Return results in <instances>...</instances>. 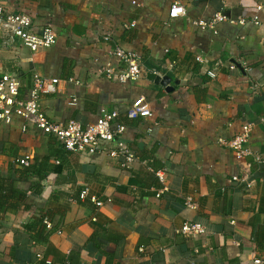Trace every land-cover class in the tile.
<instances>
[{"label":"crops","instance_id":"obj_1","mask_svg":"<svg viewBox=\"0 0 264 264\" xmlns=\"http://www.w3.org/2000/svg\"><path fill=\"white\" fill-rule=\"evenodd\" d=\"M1 2L28 15L38 33L52 26L57 43L32 53L19 40H2L0 76L17 77L23 99L35 74L57 79V92L41 98L55 122L87 125L103 109L118 112L114 128L127 127L122 143L139 162L66 152L33 120H0V174L22 204L3 214L0 264H36L38 254L41 264H264V162L251 165L224 144L251 124L250 148L264 159V0ZM177 3L187 15L172 19ZM217 13L245 25L222 23L215 34L193 24ZM116 46L140 55V80L100 75L107 63L119 66ZM149 73L171 84L157 85ZM139 99L150 119L128 117ZM25 156L30 167L50 158L44 177L23 171ZM158 171L166 172V186ZM40 212L51 215L52 228L37 244L25 227ZM187 221L205 225L207 234L182 235Z\"/></svg>","mask_w":264,"mask_h":264},{"label":"built area","instance_id":"obj_2","mask_svg":"<svg viewBox=\"0 0 264 264\" xmlns=\"http://www.w3.org/2000/svg\"><path fill=\"white\" fill-rule=\"evenodd\" d=\"M262 9V7H258ZM187 11L180 4H175L170 10V17L176 19L185 17ZM222 23H231L245 25V21H234L222 13H217L211 20H197L193 24L202 31H212L218 33V25ZM135 27V23L126 25V29ZM6 40V43H12L14 40H19L21 44L29 49L32 53H37L44 49L52 48L57 43V34L52 26H46L45 29L38 33L35 31V26L32 19L26 14H14L8 12L0 0V42ZM104 40H110V37H104ZM111 54L120 62L116 67L111 63L103 65L99 69L101 76L106 79L122 84L136 82L145 74L146 70L142 64V59L139 54L124 50L116 46L112 49ZM34 62V58H30ZM235 66H232L234 69ZM157 74V73H156ZM211 77H216V72H209ZM79 84V82L74 81ZM59 81L57 79L49 80L38 74L33 76L32 87L30 88L29 98L21 97V83L17 77L4 74L0 76V120L10 124L14 117H19L26 122L34 121L35 126L45 135H48L58 141L64 149L73 153H88L102 154L109 157L125 160L126 166L134 165L139 162V157L122 143V135L126 131L125 125H120L114 128V123L119 118L118 112H110L103 109L100 119L93 124L83 125L75 120H70L65 123L52 121L41 107V98L43 94H54L57 92ZM77 99L73 98L72 106H75ZM153 116L151 109L144 99H139L134 102L128 112L130 119H138L141 117L150 119ZM24 126V130H26ZM253 126L246 125L243 132L237 137L224 143L234 151L237 158L240 160L253 159L251 165H258L264 162L261 156L256 155L250 148V138L253 131ZM19 164L24 167H30L32 158L25 156L20 159ZM59 164V162H57ZM250 165V164H249ZM158 180L166 186V172L158 171L156 173ZM239 177H234V181H238ZM161 192L157 194L160 197ZM87 197V191L81 195L82 199ZM98 206L103 203L96 201ZM47 228H52V223L45 221ZM186 236H205L207 227L200 223L187 221L179 231ZM42 255L38 254L39 260L36 264H41ZM259 262V261H258ZM44 264V263H43ZM45 264H52L51 261H46ZM156 264V263H153Z\"/></svg>","mask_w":264,"mask_h":264},{"label":"trees","instance_id":"obj_3","mask_svg":"<svg viewBox=\"0 0 264 264\" xmlns=\"http://www.w3.org/2000/svg\"><path fill=\"white\" fill-rule=\"evenodd\" d=\"M64 151L66 150L64 149ZM49 159V157H46L42 161L41 167L35 165L32 167H27L25 168L26 170L23 171H25V173L37 174L42 178L45 176L42 167L43 165L45 166ZM7 181L8 179L0 174V229L5 226L3 214L9 209H20L22 205L19 200V193L17 191H10ZM46 219L51 220V215L49 213L40 212L38 215L34 216L29 224L25 227L26 233L37 244L47 239V225L45 223Z\"/></svg>","mask_w":264,"mask_h":264},{"label":"water","instance_id":"obj_4","mask_svg":"<svg viewBox=\"0 0 264 264\" xmlns=\"http://www.w3.org/2000/svg\"><path fill=\"white\" fill-rule=\"evenodd\" d=\"M148 79L157 85H162L164 87H168L171 84V79L169 77H160L156 73H149Z\"/></svg>","mask_w":264,"mask_h":264}]
</instances>
